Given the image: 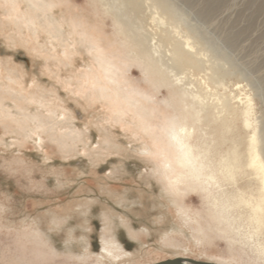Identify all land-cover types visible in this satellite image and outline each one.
<instances>
[{"label":"rangeland","instance_id":"1","mask_svg":"<svg viewBox=\"0 0 264 264\" xmlns=\"http://www.w3.org/2000/svg\"><path fill=\"white\" fill-rule=\"evenodd\" d=\"M253 154L264 0H0V264H264Z\"/></svg>","mask_w":264,"mask_h":264},{"label":"bare ground","instance_id":"2","mask_svg":"<svg viewBox=\"0 0 264 264\" xmlns=\"http://www.w3.org/2000/svg\"><path fill=\"white\" fill-rule=\"evenodd\" d=\"M173 139L176 140V143L179 142L178 138H176L175 135H173ZM188 162V160L186 161ZM247 167L252 170V172L259 177L262 187L264 188V163L263 160L257 155L253 154L250 158V161H248ZM259 207V204H258Z\"/></svg>","mask_w":264,"mask_h":264},{"label":"water","instance_id":"3","mask_svg":"<svg viewBox=\"0 0 264 264\" xmlns=\"http://www.w3.org/2000/svg\"><path fill=\"white\" fill-rule=\"evenodd\" d=\"M23 60L25 61V63L28 64L27 59L24 58ZM150 264H217V263H210L188 257H175V258H169V259L157 261Z\"/></svg>","mask_w":264,"mask_h":264}]
</instances>
